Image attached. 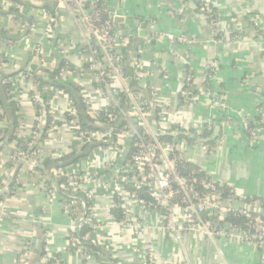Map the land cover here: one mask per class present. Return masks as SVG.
Listing matches in <instances>:
<instances>
[{
	"label": "crops",
	"instance_id": "crops-1",
	"mask_svg": "<svg viewBox=\"0 0 264 264\" xmlns=\"http://www.w3.org/2000/svg\"><path fill=\"white\" fill-rule=\"evenodd\" d=\"M23 1L26 3L24 13L35 18L36 31L30 39L26 38L20 19H13L7 12L11 6L2 3L5 12L0 13V23L10 29L13 42L0 40V76L12 75L27 68L34 48L39 45L43 59L33 64L32 68L35 66L42 72L55 68L60 59H66L77 69L82 91L98 98L95 99L97 103L103 105L108 99H99L91 74L82 70L83 65L88 68L78 47L79 44H87L84 24L64 3ZM46 2L53 7L56 20L55 30L48 37L44 31L51 12L41 7ZM207 2L218 13L221 33H240V40H230L223 35V40L214 41L210 24L197 10L193 0H106L105 5L108 12L149 19L147 37L138 35L139 24L133 19L128 20L125 30L117 23L118 31L125 41L123 49L128 46V54L142 51L144 55L142 81L157 88L173 111L179 109L180 91L185 87L188 70L195 69L192 97L181 111L184 122H201L216 115L210 107L213 97L205 93L206 89H210L213 95L225 94L230 103L244 112L243 115L254 118L260 115L264 123V112L262 115L258 113L261 105L264 106V0ZM154 33H161L162 37L152 42L149 37ZM165 33H171L175 38L171 39ZM179 37H185L187 41H177ZM164 52L180 57L183 64L169 62L162 57ZM213 58L221 60L218 77H211V83L209 80L205 84L206 66ZM19 72L12 78L22 96L17 101L24 121L21 126L27 129L26 134L33 122L34 107L29 91L34 86ZM55 102L59 111L66 104L65 98L60 95H55ZM222 130L223 136L210 151H197L198 162L206 164L213 176L234 187L240 194L264 198V142L254 143L255 140L236 123L223 122ZM14 146L15 143L5 147L4 153H9ZM70 153L78 156L82 151L78 152L69 129L60 127L41 144L36 157L56 159ZM30 167L31 162L25 160L18 171L23 186L4 201L0 217V264H62L61 261L63 264H86L85 255L79 249H68L69 226L73 222L78 225L83 216L79 212L74 215L73 209L69 212L61 198L49 203L45 191L38 185V177L32 176L29 171ZM47 173V179L54 178V166ZM109 202L108 197L98 199L99 218L106 225L114 220ZM97 237L106 239L104 245L112 250L119 264H147L138 252L140 249H137L136 241H142L156 259L165 264H187V261L190 264H264V254L252 244L225 239L217 241L198 232L187 234L182 244L157 227L146 228L137 239L129 229L121 233L117 226H107ZM42 239L45 241L44 254H40L38 247ZM87 264L102 263L93 255L87 258Z\"/></svg>",
	"mask_w": 264,
	"mask_h": 264
},
{
	"label": "built area",
	"instance_id": "built-area-1",
	"mask_svg": "<svg viewBox=\"0 0 264 264\" xmlns=\"http://www.w3.org/2000/svg\"><path fill=\"white\" fill-rule=\"evenodd\" d=\"M45 1L64 3L77 19L83 21L87 44L92 43V39L98 41L97 44L101 46L99 50L90 46L84 51H79V54L84 56L86 66L95 71L90 73L95 93L99 99L103 97L108 100L103 105H99L95 100L98 98L90 93L81 92L85 113L94 120L93 127H86L81 125L75 101L69 93L64 89L55 91L50 86L37 90L32 77L22 73V76L34 86V93H29V99L34 107L33 122L30 127L33 130L19 135L18 140L21 142H16L9 153L5 154L4 150H0V168H2L0 177L6 172L9 178L14 177L21 181L17 167L28 155L23 148L25 142L29 140L27 143L29 148H32L33 143L39 141L43 127L46 125L48 137L60 127H65L71 132L78 150L89 146L88 156L75 163L69 162L66 166L62 164L54 169V178L65 177L62 183L51 182L42 176L38 177V185L45 191L49 203H54L61 197V190L82 192L84 197L89 199L90 214L83 216L78 225L71 223L68 234V249L70 247L79 249L85 255L86 264L87 258L93 255L74 234L82 222L93 227L98 245L104 244L106 239L97 237V234L105 230L107 226L110 228L117 226L121 233L129 229L137 239L146 228L157 227L181 244L187 234L198 232L217 241L225 239L249 243L264 254V198L240 194L230 185L232 188L229 193H226L223 189L225 182L213 176L206 164L198 162L197 151L200 149L210 151L212 147L200 141L191 142L190 138L199 136L205 131L213 132L214 120L208 118L201 122L183 121L181 111L192 97L190 93L193 86V72H187V86L180 91L179 109L173 111L169 101L157 88L150 87L142 81L145 67L142 51H133L128 58V64L133 68L134 79L141 89L134 91L129 85L124 76L126 60L122 49L125 41L118 31L117 23L111 15L104 20L93 19L92 12L97 10L98 3L105 5L106 0ZM193 1L196 8L204 14L207 22L209 18L211 19L208 23L215 40H223L224 36L218 29L220 20L217 11L215 12L209 6L207 0ZM4 4L10 5L11 8L17 7L16 2L12 0H4ZM19 22L24 30V36L30 39L36 31V22L30 25L21 19ZM55 27L54 15L49 13L44 31L47 37L54 32ZM27 28L30 29L29 34H25ZM138 29L139 25L136 32ZM164 35L171 39L175 38L171 33ZM161 37V33H154L150 35L149 40ZM101 39L108 43L110 53L99 42ZM177 39L181 42L187 40L185 37ZM235 39L238 40L239 37L236 36ZM101 52L103 57L100 60ZM42 54V47L37 45L26 70L30 71L33 64H38L43 59ZM105 61H108V66L112 70L109 79L104 77ZM215 61L219 62L218 59ZM216 66L208 65V69L214 76L218 71L215 69ZM58 79L63 83H71L79 87L82 83L77 69L69 61L61 69ZM7 81L13 85L10 92L11 99L21 100L22 96L15 80L10 77ZM55 95H60L66 100L65 106L60 111L55 102ZM49 117L50 122L47 124ZM242 119L243 129H249L252 139L264 136V127L261 122L254 120L256 126L252 127L250 119L248 120L247 117ZM6 123L5 120L0 121V127ZM181 135L183 136L180 137ZM165 137H172V139ZM95 143L100 144L90 148ZM40 148L41 145L34 150L36 156ZM183 162L199 165L200 171L204 174L203 177L195 180L191 175L181 173L177 166ZM33 170L34 165L31 164L30 171ZM4 189L5 186L1 187L0 192ZM100 197L110 199L109 209L121 208L123 218L121 220L114 218L111 225L103 223L99 218L98 199ZM61 199L68 208L70 205L63 197ZM5 200L0 201V217ZM230 211L243 215L246 219L245 224L228 221L226 217ZM141 242L136 241V247L140 249L138 252L145 258L147 264H165L158 261L152 251L147 249V245ZM187 264H190L189 261Z\"/></svg>",
	"mask_w": 264,
	"mask_h": 264
},
{
	"label": "trees",
	"instance_id": "trees-1",
	"mask_svg": "<svg viewBox=\"0 0 264 264\" xmlns=\"http://www.w3.org/2000/svg\"><path fill=\"white\" fill-rule=\"evenodd\" d=\"M14 2H16L17 7H12L9 11H7L9 14H12L13 19H21L23 22L28 23V25H30L31 23H33L35 21V18L32 16H28L23 12V7L24 5H26V3L23 0H12ZM4 2V0H0V13L5 12L2 9V3ZM44 2V1H43ZM47 3V2H46ZM41 7H43L46 10H49L52 14L54 13V9L51 5H49L50 3H47ZM215 12L216 9L212 8ZM99 12V13H98ZM54 15V14H53ZM93 15V19L96 20L97 18L100 20H104L106 18L110 17L109 12L106 10L105 5L102 3H98L97 5V10L92 12ZM211 21V19H208V22ZM98 23H100V21H98ZM10 29L6 28L2 23H0V40H4V41H8V42H13V38H11V33H10ZM30 33V29L27 28L25 31V34H29ZM222 35V33H221ZM220 35V36H221ZM129 38H131V36L128 35ZM155 40H152V42H154ZM93 47L99 50V48L101 47L99 44L97 43H88L85 45H78V47L80 48V51H84L85 49H88L89 47ZM128 46L126 47V49H122L123 53H124V59L126 60V64L124 65V76L126 77L129 85L133 88L134 91H138L141 89V87L137 84L136 80L134 79V74H133V68L128 64L129 63V52H127ZM103 54L102 52L100 53V60L102 59ZM67 62L66 59H60L59 64L53 68V69H45V71H40V69H35V66L33 68H31L30 71L26 70V68H23L20 70L19 73H25L27 74V76L32 77V79L35 81L36 84V89H41L42 87H53L55 89V91H60V89H64L65 92L69 93L70 96L73 98V100L75 101V105L77 107V110L79 112V116H80V123L83 126H92L93 127V122L94 120L91 119L89 117L88 114L85 113V107L84 104L82 102V97H81V92H82V87L77 86V85H73L71 83H63L62 81H60V79H58V75L61 71V69L64 67L65 63ZM37 67V66H36ZM104 77L106 79H109L110 75H111V67L110 66H106L104 69ZM18 72L13 73L12 75H2L0 76V121H6L7 123L5 125H1L0 127V150H4L5 147L9 146L10 144H14L16 145L17 143H20L21 141L18 140L19 135H24L25 131L27 129L23 128L21 126V123L24 122L23 121V117H22V113L20 111L19 108V103L16 99H11V89H12V84L11 82L7 81L10 77L12 76H16L18 74ZM205 84L206 82L209 80L210 76L213 75V72L210 69H206L205 72ZM94 86V85H93ZM96 86V84H95ZM185 86H187V81L185 83ZM193 92V91H192ZM195 92V91H194ZM30 94L34 93V89L29 91ZM44 98L46 99V96H44ZM227 117V114L223 113L220 114L219 117H215L214 120V128H213V132H208L205 131L202 134L195 135L194 137L190 138L191 142H203L205 144H208L210 147H213L216 144V141L221 138L223 136V130H222V119ZM250 118H248L249 120ZM255 121L261 122V125L264 127V123L261 121V116L258 115L256 116V118H254ZM250 119V125L252 127H255V121ZM50 122V117L47 119V124H49ZM120 122V121H119ZM121 123V122H120ZM119 126V125H118ZM47 125L45 127H43L42 130V134L41 137L39 139V141H35V143H33V147L29 148L28 145V141L27 140L25 143V145L23 146V148L26 150V152H28V155L26 157V162L30 161L32 165H34V170L30 171L32 172V176H37V177H42V176H48V169L51 166H54L55 168L60 167L62 164L64 166L67 165V163L72 162L75 163L77 161H80L82 159H85V157L88 156V152H89V146H85L81 149L78 150V152L82 151V155L81 157L76 156L75 153H70L67 155H64L62 157L56 158V159H52L49 157H44V158H39L36 157V154L34 153V150L39 147L41 144H43V142H45L48 139V132H47ZM176 128H178L177 126H175ZM14 129L15 133L13 134V136H10V130ZM29 129V128H28ZM29 130H33L32 128H30ZM217 131V132H216ZM247 135L249 134V129L245 130ZM215 132V134H214ZM183 135H181L180 137H182ZM165 138H170L172 139V137H165ZM199 139V140H198ZM73 161H70V160ZM24 161H22L18 167H17V171L20 170V168L24 165ZM177 168L179 169V171L183 174L186 175H191L192 178H194L195 180H200L203 177V172L200 171V167L199 165L195 164V163H191V162H183L181 164H179L177 166ZM49 181H56L58 184L62 183L65 180L64 176H60L57 178H48ZM5 186V189L3 191L0 192V201L1 200H5L8 196L13 195L14 193H16V191H18L22 186V182L18 181L16 178H9L6 175V172H4L1 177H0V188ZM232 187H230L227 183H225V185H223V189L225 190L226 193H229L230 189ZM62 192L60 193V198H64L65 202L67 204H69L72 209H73V214L76 215L79 212V215L81 216H87L90 214V201L89 199H86L84 197V194L82 192H71V191H64L61 190ZM255 198H259L258 196H255ZM262 199V198H261ZM74 209H76V213L74 211ZM110 212L112 214V216L114 218H116L117 220H121L123 218V210L121 208H111ZM77 216V215H76ZM227 220L233 223H237V224H242L244 225L246 222V219L243 215H241L240 213H234V212H228L227 213ZM74 234L78 237L79 241L88 248L89 253L94 255L99 262H101L102 264H119L118 259L114 256V253H112V250L108 249L106 245H98L96 243L95 240V231L93 229V227L91 225H89L86 222H82L79 226V228L74 232ZM45 241L44 239H42L39 242L38 247L41 249V253L40 254H44L45 253ZM70 249H73V247H70ZM59 256V255H58ZM103 261H105L103 263ZM61 263L63 264V261H61Z\"/></svg>",
	"mask_w": 264,
	"mask_h": 264
},
{
	"label": "rangeland",
	"instance_id": "rangeland-1",
	"mask_svg": "<svg viewBox=\"0 0 264 264\" xmlns=\"http://www.w3.org/2000/svg\"><path fill=\"white\" fill-rule=\"evenodd\" d=\"M197 10H199V9H197ZM27 15V14H26ZM202 15H204L203 13H202ZM29 16V15H28ZM220 31V30H219ZM212 34H214L213 32H212ZM223 35H225V37H229V39L230 40H234V38L236 37V36H238L239 37V40H240V38H241V34L240 33H236V32H233V33H225V32H223L222 33ZM235 34V35H234ZM234 35V36H233ZM214 38V37H213ZM177 41H178V39H176ZM214 41H217V40H215V38L213 39ZM187 41V40H186ZM217 42H220V41H217ZM189 49H187V54H188V51ZM215 59H218V61L219 62H216L215 61ZM220 62H221V60H220V58H213L212 60H210L208 63H207V66H206V68H208V65L210 64H214L215 66L216 65H218V66H216V68L215 69H217L218 71H219V66H220ZM188 71H191V72H193V76H192V85H193V83L195 82V79H196V77H195V75H196V72H195V69L194 68H190V70H188ZM216 77H218V73L217 74H215V76L213 75L212 76V79L213 78H216ZM211 79V80H212ZM211 80H210V83H211ZM205 93H206V96H209L210 97V95L213 97V98H211V102H210V107L212 108V110H215V116L214 117H211V119H214L215 117H219L220 116V114H223V113H225V114H227V117H225V118H223L222 119V123L223 122H232V123H236V124H238L239 125V127H240V129H243V122H242V118L243 117H247V118H250V119H252V120H254V117L252 116V115H243L244 114V112L242 111V110H240V109H238L237 107H235L232 103H230L229 101H228V99H226V97L224 96L225 94H218V93H215V95H217V97L215 96V95H213V93H212V91L210 90V89H206L205 90ZM262 98H263V100H264V95L262 96ZM264 112V106L263 105H261V107L259 108V111H258V113H263ZM262 115V114H261ZM222 123H221V125H222ZM217 132V131H216ZM214 134H215V132H214ZM264 142V137L261 135V137L260 138H257V139H255V141H254V143H263Z\"/></svg>",
	"mask_w": 264,
	"mask_h": 264
},
{
	"label": "water",
	"instance_id": "water-1",
	"mask_svg": "<svg viewBox=\"0 0 264 264\" xmlns=\"http://www.w3.org/2000/svg\"><path fill=\"white\" fill-rule=\"evenodd\" d=\"M110 15L113 17L114 21L116 23L119 24V27L122 29V30H125L127 28V23H128V20L129 19H133L134 21H138L139 23V29H138V35L141 36V37H147L148 35V32H147V24L149 22V19L148 18H142L141 16H135V17H126L124 15H121V14H117V13H114V12H110ZM81 23L83 24V21L81 20ZM92 42L93 43H97L98 41L96 39H92ZM99 42H101L104 46H105V49L108 53H110V47L108 46V43L101 39ZM162 57H164L165 59H167L169 62H172L174 63L175 65H181L183 64V60L178 57V56H175L173 54H170L169 52H164L162 53ZM108 65V61H105V66L104 68ZM82 70L86 71V72H89V73H93L95 72L94 70H91V69H85V65L82 66ZM15 133V130L14 129H11L10 130V136H13V134ZM100 143H95L93 145L90 146V148H93L97 145H99ZM82 155L84 154H81V155H78V157H81ZM68 211L71 212L72 211V207L69 206L68 208Z\"/></svg>",
	"mask_w": 264,
	"mask_h": 264
}]
</instances>
